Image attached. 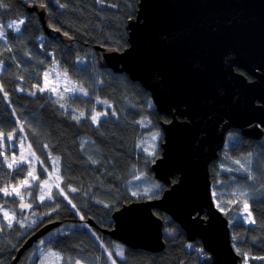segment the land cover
Wrapping results in <instances>:
<instances>
[{"label": "trees", "instance_id": "16d2710c", "mask_svg": "<svg viewBox=\"0 0 264 264\" xmlns=\"http://www.w3.org/2000/svg\"><path fill=\"white\" fill-rule=\"evenodd\" d=\"M5 3L8 8L0 9V23L23 18L25 24L19 34L7 30L11 51L6 50L0 41V61L4 65L3 71H0V84L8 93L6 99L0 93V129L7 132L13 126L18 127V118L25 124L26 143H31L32 150L43 160L44 166L50 168L48 152L60 157L61 175L64 178L61 187L76 208L68 204L63 196L55 195L56 192L53 193L52 201L45 200L40 204L36 200L38 189L34 187L31 190L33 196L29 198V202L33 203L30 215L35 213L32 219L37 223L25 228L14 224L12 229L0 233V264H12L18 249L30 235L55 222L61 224L40 241L45 240L46 248L60 252L65 257L81 258L84 264H111L109 251L117 264H211V255L201 241L188 242L181 227L159 210L155 213L164 222L163 238L166 243L161 252L129 249L102 233L104 229L113 228L114 211L133 201L145 200L140 195L134 197L128 189V183L137 175L155 179L149 167L155 158L161 156L163 133L160 122L170 121L168 117L158 114L150 93L140 83L132 81L124 73L101 68L94 50L96 45L119 51L129 46L126 26L128 20L136 16L139 0H106L103 6L96 3V0H60V3L66 5L64 8L59 7L56 0H5ZM36 4L47 7L51 26L71 36L74 40L73 48L68 49L59 39H51L44 34L39 17L27 9L29 5ZM53 62L89 93L88 96L61 101L68 106L67 114H63L64 109L59 108L50 95L40 93L33 87L42 85L43 73ZM239 71L252 79L244 71ZM18 88H24L25 91H18ZM30 91H37L36 96L29 95ZM98 99L107 100L117 113L113 117L112 109H107L108 116L101 119L99 129L88 118L93 109L105 110V105L96 103ZM73 109L76 114L79 111L86 114L79 124L68 118L73 114ZM137 121H150V124L141 126ZM25 133L17 132V137ZM151 133L162 136L160 148H157L154 156H149L144 150L143 139ZM228 136L218 160L227 158V165L231 164L230 167L235 169L239 166L233 161H243L251 153V169L256 180L247 179L243 171L223 170L227 165L218 167V160L213 162L210 165V178L212 192L217 193L213 195L214 202L216 206L219 204L217 208L220 211L225 209L221 212L229 220L235 250L248 253L249 264H264V260L252 259L264 256V140L247 138L238 130L231 131ZM85 140L89 143L83 144L82 150L81 143ZM44 144L48 145L47 149L43 147ZM89 156L98 163H91ZM24 167L27 169V165ZM38 175L41 180L45 177L41 171ZM23 176L8 169L0 157V186L15 183ZM177 179L174 177L173 181ZM66 185L78 191L68 192ZM156 187L159 192L152 198L160 197L166 189L159 181ZM238 189L249 194L255 224L235 219L242 205L229 201L235 199L231 194ZM13 200L16 199L0 194V204L16 209L17 216H20L19 202L17 200L13 203ZM55 205L58 207L53 211ZM49 212L51 215H46ZM23 215L29 217L25 213ZM80 216L84 219L81 220ZM90 219L95 222L94 226L88 223ZM66 227L71 229L63 234L57 232ZM40 241L23 254L18 264H27L30 254ZM116 245L123 249V259L116 256ZM189 245L192 247L189 248ZM241 259L243 262L242 256Z\"/></svg>", "mask_w": 264, "mask_h": 264}, {"label": "water", "instance_id": "95a60500", "mask_svg": "<svg viewBox=\"0 0 264 264\" xmlns=\"http://www.w3.org/2000/svg\"><path fill=\"white\" fill-rule=\"evenodd\" d=\"M27 9L39 17L47 37L73 48L72 37L51 26L46 6ZM126 28L127 48L94 50L101 68L140 83L158 114L170 119L160 122L161 156L149 167L166 189L158 198L114 211L113 228L102 233L129 249L161 252L166 243L159 210L188 242L201 241L211 264H242L229 220L214 202L210 165L230 131L264 137V0H139ZM60 224L30 235L12 264Z\"/></svg>", "mask_w": 264, "mask_h": 264}, {"label": "snow or ice", "instance_id": "6c2138e0", "mask_svg": "<svg viewBox=\"0 0 264 264\" xmlns=\"http://www.w3.org/2000/svg\"><path fill=\"white\" fill-rule=\"evenodd\" d=\"M56 3L59 5V7L64 8L66 7L65 4L60 3V0H56ZM96 3L101 4L102 6L105 5L106 0H96ZM45 5L41 4V7H44ZM112 6V5H109ZM8 5L5 3V0H0V9H7ZM25 24V20L23 18L21 19H14L8 22L7 24H0V41L4 43V46L6 50L11 51L10 46L8 45V32L7 30H12L14 33H21L22 28L21 25ZM59 31V29H57ZM67 35V33H65ZM42 39V38H41ZM4 65L3 62L0 61V71H3ZM48 72L43 73L44 78V84L43 85H34L33 87L37 89L40 93H44L45 91H49L50 93H55L57 96L56 101L54 103H58L59 108L64 109L63 114L68 113V106L66 103H63L61 101L65 100V93H68L71 91L73 95L76 93H80L83 96H88V91L82 86L77 85L75 82L69 81V77L67 72L65 71L63 73L64 81H67L68 83L63 87V90H58L57 87H50L49 81H48ZM60 73L57 72L56 79L59 80ZM19 79H22V77H19ZM102 83V81H101ZM18 91L24 92V88H18ZM0 93H3L4 98L6 99L8 97V93L4 90V86L0 84ZM31 96H36L37 91H30L28 93ZM96 103L105 105L104 111H95V109L92 110L91 114L89 115V119L91 121V124L95 125L97 129L100 128L101 125V118L108 116L107 109H112V116L116 117L117 113L116 110L113 108V106L107 101V100H97ZM73 114L69 115L68 118L75 121L77 124L80 123L81 119L85 118V112L79 111L78 114H76V110L73 109ZM13 112L15 110L13 109ZM141 126H147L150 124V121H137ZM16 125L18 127L13 126L10 130L5 132L3 129H0V149H5L7 147L6 141H13L17 140L20 148L19 157H17L16 154H12L9 156L6 154L5 151H0V156L4 157V162L7 164L8 169H14L17 175L24 174L23 178L19 179L15 183H7L2 186H0V194H3L4 197H15L16 200H13V203H16L18 200V209L21 212L20 216H17V210L12 208H6L4 204H0V233L4 232L5 229H12L14 224H18L21 228L29 227L31 225H35L37 221L35 219H30V217L24 216L23 213L25 211L31 212L33 209V203L28 202V198H31L33 196V192L31 191L34 187L38 189V195L36 197V200L43 204L45 199L52 201L54 199V195L52 192V189H57V192L55 195L63 196L65 200H67L68 204L72 205V207L75 209L76 205L72 203V200L69 199L68 194L65 192V189L61 187V183L64 182L63 176L60 174V157L59 156H52L51 152L47 153L48 158L51 161V168L52 171L49 172L48 167L44 166L43 160H40V158L36 155V152L32 150L31 143H27V134L25 133V124L20 122L17 118ZM17 132L19 133H25L22 137H17ZM33 134H35V131H33ZM158 134H153L151 137L152 141H155L157 139ZM89 141L85 140L81 143V149L83 150V144H87ZM93 144H95V141H92ZM25 146L27 148V155H25ZM142 146V145H141ZM44 148H48L47 144L43 145ZM145 151H148L147 148L144 149ZM150 155H155V152H150ZM252 154L250 153L248 157H245L244 160H235L233 163L235 165H238V168H223V170L228 172L233 171H243L246 173V178L255 181L256 176L253 175L251 165H252ZM89 160L91 163L95 164L98 163V161L92 159L91 156H89ZM33 161H39L41 165V171L46 174V179L41 180L40 176L36 174V168L33 164ZM24 165H32V167L25 168ZM223 167V166H222ZM54 177V178H53ZM139 178V177H138ZM38 181V183H36ZM68 187V192L75 193L78 191L77 188L71 187L70 185H66ZM158 187V186H157ZM23 190V191H22ZM132 195H137V193L133 192ZM144 195H148V192H145ZM213 195H217V193L213 192ZM233 197H235L234 200L229 201V203H240L242 205L241 207V215L244 217L245 220H247L248 223L255 224L256 220L253 218V214L250 210V203H249V194L247 191L237 190L231 194ZM7 203V201H5ZM58 205H55L53 207V211L57 209ZM217 207H219V204H217ZM77 211H79L77 209ZM221 211H225V209H221ZM35 215V213H32ZM46 215H51V212L46 213ZM80 219L83 220L84 217L80 216ZM25 221H30V223L26 224ZM99 239V237H97ZM44 241H40L41 245H44ZM116 256L123 259L124 252L122 248L119 245H116ZM189 248L192 246L189 245ZM107 251V249H106ZM238 254H240L244 258V264H248V253H240L239 249H237ZM35 256L36 253H33ZM42 259L40 260V264H46L47 261H49L50 258H55L56 261L62 262V264H81V258H73V257H65L62 253L53 251L52 249H48L46 253H42ZM108 258L111 260V264H117L116 259L112 258V252H108ZM253 260L260 259L264 260V256L261 257H252Z\"/></svg>", "mask_w": 264, "mask_h": 264}, {"label": "rangeland", "instance_id": "374dc122", "mask_svg": "<svg viewBox=\"0 0 264 264\" xmlns=\"http://www.w3.org/2000/svg\"><path fill=\"white\" fill-rule=\"evenodd\" d=\"M8 22H10V21H8ZM7 23H5V24H7ZM21 28H22V25H21ZM45 72H48L49 73V76H48L49 86L50 87H57L58 90L62 91L63 90V87L68 82L67 81H64V77H63L64 71H62L59 68L58 64L56 62H53L52 65L48 69L45 70ZM57 72L60 73L59 80L56 79ZM68 77H69V75H68ZM69 81L75 82L77 84V82L74 81L73 79H71L70 77H69ZM43 84H44V78H43L42 85ZM45 92L48 95H50L54 100L57 99V96H56L55 93H50L49 91H45ZM76 96H83V95L80 94V93H76L75 95H73L71 93V91H69L68 93H65V98H74ZM103 118H106V117H102L101 119H103ZM229 133H231V131ZM229 133H228V135H229ZM153 134H158L157 135V139L155 141H152L151 140V137H152ZM228 135H227V138H229ZM227 138H226V141H227ZM161 139H162V136L159 133H151V134H148V135H146L144 137V139H143L144 149L145 148L148 149V151H145V152L149 156H153V155H150L149 154L150 152H153V151L156 152L157 148H160V143H161L160 140ZM263 140H264V138H263ZM6 144H7V147L5 149H0V151H5L6 154H8L9 156H11L12 154H16L17 157H19L20 148H19L18 142L6 141ZM263 144H264V142H263ZM25 155H27V148H26V146H25ZM0 157L2 158V160L4 162V157H2V156H0ZM156 159L157 158H155V160ZM217 162H218L217 163L218 164V167L221 168L222 166L227 165L229 163V160H227V158H223L222 160H218ZM4 164H5V162H4ZM33 164H34V166L36 168V174L38 175V172L41 171V165H40L39 161H33ZM230 166H231V164H229V165H227L225 167L228 168ZM29 167H32V165H27V168H29ZM225 167H223V168H225ZM11 170H14V169H11ZM48 170H49V172L52 171L51 166H50V168ZM41 173H43V172L41 171ZM60 174H61V160H60ZM46 178L47 177H46V174H45L44 179H46ZM11 183H13V182H11ZM156 184H157V181L155 179L152 180V178H149L147 175H137L133 180H131L128 183V189H129V191H130L131 194L133 192H135V193H137V195H140V197H142V198L152 199V197L156 196L158 194V192H159L158 188L156 187ZM52 192L53 193L54 192H57V189L53 188L52 189ZM145 192H148V195H144ZM137 195H135V196L133 195V196L136 197ZM8 198H15V197H8ZM15 199H17V198H15ZM45 200H47V199H45ZM63 201L65 202L64 199H63ZM28 202H29V198H28ZM24 213L26 215H28L30 217V219H32L34 217V215H30L31 212H29V211H25ZM0 218H2V217H0ZM235 219L242 220L246 224H251V223H248L247 220L244 219V217L241 215V212L235 216ZM70 229H71V227H66V228H64L62 230L58 229L57 232L63 234V233L68 232ZM25 232L26 231H23V233H25ZM43 241L45 242V240H43ZM102 246L105 247L104 244H102ZM48 249H50V248H46L44 245H41L39 243L38 246L35 248V251L33 252V253H36V255L34 256L33 253L30 254V257L28 259L27 264H35L37 261H39V262H37V264H40V260L43 258L42 257V253H46ZM105 250H106V248H105ZM34 259H36V262L34 261ZM46 264H61V262L56 261L55 258H50L49 261L46 262ZM81 264H84V263H81ZM242 264H244V261L242 262Z\"/></svg>", "mask_w": 264, "mask_h": 264}]
</instances>
